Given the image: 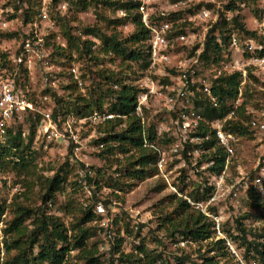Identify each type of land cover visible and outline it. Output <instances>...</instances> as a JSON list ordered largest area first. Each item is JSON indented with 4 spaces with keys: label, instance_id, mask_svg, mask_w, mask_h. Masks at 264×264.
Here are the masks:
<instances>
[{
    "label": "rangeland",
    "instance_id": "1",
    "mask_svg": "<svg viewBox=\"0 0 264 264\" xmlns=\"http://www.w3.org/2000/svg\"><path fill=\"white\" fill-rule=\"evenodd\" d=\"M26 1L24 0V2L20 3L19 0H0V58H4L1 56L16 49L19 43L27 37V34L34 30L35 24L40 34L49 36V43L54 48L52 52L53 62L62 75L61 87L59 89L61 95L57 96L53 94L54 101L59 106H65V110L74 113L75 102L77 101L76 97H84L85 101H89L91 100L89 93L93 91L95 93L93 95L94 99L98 98L96 83L102 78V74L99 76L97 74L99 71L107 72V75L115 73L118 78L122 79L124 84L146 90V85H149L151 81L154 83H165L166 79H163V77L166 76H163V73H170L169 69L172 65H177L192 56L200 43L203 42V36L205 35V23L198 22L197 20L196 23L198 22L199 25L184 26V30L196 36L194 40L188 41V43L191 42L192 44L177 43L174 47H169L167 50L170 64H163L159 69L150 70L148 64L144 67L142 64H133L128 60L121 62L120 58L112 51L103 50L104 42L102 35L85 32L88 28L97 27L107 36L114 33L123 39L130 36L134 31L130 22L123 21L119 27L108 25L113 19L125 17L123 11H113L104 8L98 4L97 0H61L57 4H54L53 0H30L29 3H26ZM157 1L152 6V9L158 15L168 10L170 4L179 0ZM184 1L192 5L198 2V0ZM214 1L224 10H227L226 7H229L231 2L230 0ZM256 2L257 0H249L246 9L244 11L241 10L242 13L239 12L238 20L236 21H234L236 17L235 13L232 14L228 26L222 25L224 22H219L218 24L221 23V28L226 31L233 29L237 32V28L240 31L243 29V31H253L255 26L252 16L256 15V10H254L257 5ZM42 6H45L47 10L46 19L39 17ZM202 6H205V4L200 1L197 7L200 9ZM27 8H30L33 12L29 21H25L23 18V10ZM188 13H191V11L185 10L180 18H186ZM67 30L71 32L70 35L80 38L82 41H89L91 51L89 56H85L84 54L80 56L74 51L61 52L55 49V46L58 45L57 38L64 39V34ZM218 32L216 30L214 34H218ZM197 45L198 47L193 50ZM92 47L95 49L92 50ZM231 56H235V54L233 51H230L228 44L227 48L223 50L222 59L218 64H204L201 62L205 71L203 79L206 80V73L211 74L213 71L218 70L223 61H230ZM72 65L79 67L84 75H87L84 78V93L75 87L66 72ZM36 87H38V91L41 90L39 86L36 85ZM110 101L108 98L103 101V108L107 111H109ZM243 103L244 113L242 115L240 113L237 120L232 122L233 125H235V122H239L245 129V134L240 137L235 148V155L232 157V162L226 171V175L228 174L229 179L233 181L237 178L240 179L242 175L244 177H252L256 173L254 167L257 161L259 158L264 157V132L256 133L246 127L249 121L247 113L251 111H264V71L259 70L255 76L250 75L248 83L244 86L242 105ZM80 104L81 102H77L76 105L82 110ZM162 105L163 103L158 97L156 98L152 95L147 97V105L143 112L146 123L154 127L160 124L166 126L169 123V114ZM122 127L124 126L122 125ZM93 129L97 130V128H90L88 126L79 130L77 136L81 144L78 154L89 165L93 173V179L99 182L100 188L98 193L103 198L102 201L107 204L111 201H115L116 203L115 211L113 212L106 207L108 211L107 218L109 221H112V229L115 233L120 234L124 232L128 236V245L132 244V241L138 240L139 243H143L148 251H156V253L164 254L172 253L185 258L188 257L192 263H201V257L198 254V249L201 245L178 243L180 237L177 235L169 236L164 228L159 227V218L167 214H172L174 208L168 205L167 201H165V204H161L162 200L174 194L169 190L161 174L155 168V163L151 166L156 171L155 176L140 182H134L130 187H112L111 183L119 179V176L126 169V165L130 162L128 159L129 154H122L115 151L112 155L100 157L99 154L102 151L96 148L99 136L93 135ZM99 129L104 131L105 127H100ZM115 131H118V128ZM161 143L168 149L169 144L167 138H164ZM35 147L39 150V152H36V162L43 169V177H50L59 171L60 174L67 173L63 188L57 193V203L54 207H51L50 214L59 218L67 228H70L72 224L76 223V219L79 218L80 210L88 207L93 208V205L98 199H91L87 196V193L85 194L78 188L75 182L74 169L67 161H63L62 159V155L65 154V146L58 145L56 138H48L46 136ZM210 153H213V151L210 150ZM208 158L209 155L207 157H198L196 161L194 159H186L184 167L180 165L182 164V160L175 158L166 165L168 170L167 174L175 179L174 185L177 189L182 190V194L200 202H205L206 197L210 194V190L207 189L208 179H210L209 170L201 167ZM182 159L185 160V155L182 156ZM26 180L27 178L17 175L8 168L0 170V202H4L10 206L16 195L27 193L29 195L28 200L21 196V199H17L16 203L22 202L24 205L36 209L40 205V197L44 194V191L40 188V183L30 191L27 190L25 186ZM257 196L259 195L249 189L246 193L240 192L235 199L226 196L224 199H220L215 205L208 207L212 215L219 218L221 235L230 240L238 256L236 257L230 254L226 259H221L215 251L212 253L201 251L203 257L217 256L216 260L219 261V264H255L252 260L253 258H244V247L239 240H233L232 237L233 235H239L236 230L237 222L242 223L248 229L260 228L263 225L264 207L262 209H255L253 207L254 199ZM260 199L264 203V196L260 197ZM11 211L13 209H7L6 214L3 216V223L0 226V252L1 249L4 250L2 230L6 227V223L12 219ZM172 217L175 218L176 215ZM210 221L213 225L212 220ZM214 236L212 226V237ZM101 241H103V232L96 233L95 236H92L88 244L91 245L97 242L99 245ZM201 247L204 248L205 244L203 243ZM225 250L228 251L226 248ZM95 255L100 256V259L103 257L98 250ZM5 256L4 252L2 259ZM104 259L106 260L102 262L103 264H110V259L106 255ZM66 264H85V262L78 258L77 251H73L70 253ZM127 264L131 263L127 262ZM185 264L189 263L186 261Z\"/></svg>",
    "mask_w": 264,
    "mask_h": 264
},
{
    "label": "built area",
    "instance_id": "2",
    "mask_svg": "<svg viewBox=\"0 0 264 264\" xmlns=\"http://www.w3.org/2000/svg\"><path fill=\"white\" fill-rule=\"evenodd\" d=\"M200 1L204 2L205 6L198 9L197 5L200 4ZM230 1L229 8L224 10L214 0H198L193 5L179 0L170 4L168 10L163 11L166 13L161 12L157 15L152 9V6L158 2L157 0H134L138 3L137 12L140 15L141 23L149 31L148 67L150 70L159 69L163 64H170L167 50L169 47H174L177 43L192 44L188 41L194 40L196 36L193 33L189 34L186 30L180 32L182 24L188 23L189 27L199 25L198 22L206 24L203 42L200 43L192 56L177 65H172L169 69L170 73H163V76H166L163 77L166 79L165 83L151 81L149 85H146V90L139 89L134 116L140 121L142 148L149 150L154 156V166L169 190L192 209L212 220L215 236L210 241H224L230 254L237 257L234 245L221 235L219 218L214 217L208 207L215 205L226 196L235 199L240 192L246 193L249 189L260 197L264 196V157L257 161L254 167L256 173L252 177L242 175L240 179L237 178L233 181L229 179L228 174L226 175L232 157L235 155L237 143L242 136L238 132H233L232 122L237 120L241 112L244 86L248 83L250 75L255 76L259 70L264 71V0L256 2L257 5L254 9L256 15L252 16L255 27L253 31H248L250 34H246V30L240 31L238 28L237 32L231 29L226 34L230 51H233L235 56H231L230 61H223L218 70L213 73H206L205 80L203 79L205 71L199 60V55L203 51L208 30L221 21L226 22L228 26L230 16L235 13L238 17L239 12L242 13L249 3V0ZM185 10L191 11V13H188L186 18H180ZM46 12V7L42 6L39 17L46 19ZM171 14L178 15L174 17L173 21L162 20ZM220 16L222 18L219 19ZM214 35H216L215 41L221 44V37L217 34ZM49 41V36L40 34L34 24V30L27 34L18 47L12 52H8L4 58H0V145L6 144L10 131L13 132V135L16 132L19 133L20 138L26 141L32 131L33 139L30 147L32 152H39L35 146L42 138L46 136L56 138L58 145L65 146V154L62 155V159L74 169L78 188L85 194L87 193L91 199H98L93 205L92 212L96 217L93 224L100 227L103 232V241L98 245V251L103 255L100 260L104 262L106 255L110 259V264H127V262L120 261V254L132 255L134 259L143 260L145 255L138 250L141 243L135 240L128 245V236L124 232L116 234L112 229V221L107 218L106 207L113 212L116 203L111 201L107 204L102 201L103 198L98 193L99 182L97 185L89 165L78 154L81 143L77 134L80 129L85 126L97 128V130L93 129L92 133L99 136L97 150L103 151L106 144L100 139L105 134L99 128L105 127L109 121L125 120L126 116L110 113L105 108L80 115L65 110V106L57 105L53 94L61 95L59 89L62 75L53 62V46ZM57 43L62 47H66L67 44L64 39L60 38H57ZM94 49L92 47V50ZM66 72L75 87L84 93V78L87 75H84L75 65L69 67ZM235 72L240 74L236 98L232 101L220 100L212 90L214 80L220 74L230 75ZM36 85L41 88L40 91ZM114 89H118V85H115ZM149 95L158 97L162 101V106L169 114L170 119L166 126L160 124L154 127V140L148 138V123L143 115ZM225 105L228 107V112L221 119L207 121L202 112L206 107L219 109ZM247 114L249 121L246 127L250 131L263 133L264 111H251ZM202 127H206L208 130L205 135L200 132ZM164 138L168 139V149L161 143ZM211 140L215 141V145L209 148L208 143ZM218 148L224 156V165L220 173L209 170L210 179H208L207 189L210 190V194H207L205 202L193 200L182 194V190L177 189L174 185L175 179L167 174V163L175 158L181 159L182 164L180 165L184 167L186 159L196 161L198 157L209 155L204 164L200 165L207 170L215 163L210 158V150L216 154ZM184 155L185 160L182 159ZM46 174L48 175V173ZM94 189L96 190L94 191ZM179 242L194 245L189 240L180 239ZM3 256L4 250L1 249L0 261ZM179 256L163 253L162 259L158 260L156 264H176V258Z\"/></svg>",
    "mask_w": 264,
    "mask_h": 264
},
{
    "label": "trees",
    "instance_id": "3",
    "mask_svg": "<svg viewBox=\"0 0 264 264\" xmlns=\"http://www.w3.org/2000/svg\"><path fill=\"white\" fill-rule=\"evenodd\" d=\"M29 1L27 0L26 3H29ZM60 1L53 0V3L57 4ZM97 1L104 8L113 11L120 10L125 13V17L111 20L108 23L109 26L119 27L123 21H128L133 26L134 31L124 39L119 38L116 33L107 36L97 27L88 28L85 32L102 35L103 50L112 51L120 58L121 62L128 60L133 64L139 63L146 67L149 56V31L141 23L140 15L137 12L138 3L133 0ZM19 2H24V0H19ZM32 14L30 8L23 10L24 20L29 21ZM177 15L171 14L169 17L162 18V20L173 21ZM236 20H238V17L234 18V21ZM224 23L222 25L227 24ZM187 25L188 23L182 24L180 32H184V26ZM222 25L221 23L213 25L206 35L203 51L199 55V60L204 64H218L222 59V52L228 45L226 34L229 33V31L221 28ZM216 30L219 31L217 35L221 37V44L215 41L216 35L214 33ZM70 34L71 32L68 30L64 34L66 47L58 44L55 49L61 52L74 51L80 56L82 54L89 56L91 54L89 41H82ZM246 34H250V32L246 31ZM197 47L198 45L193 50ZM1 57H5V55ZM106 73L103 71L97 73L98 76L102 74V78L96 83L98 98L94 99L93 95L95 93L93 91L89 93L91 99L89 101H85L84 97H76L74 111L77 114L84 115L93 110H101L104 99L108 98L111 100L108 107L109 112L126 116L125 120L116 119L105 124V129L102 131L105 135L100 141L106 145L99 156L112 155L115 151L129 154V165H126L122 175L119 176L118 180L111 183V186L115 188L130 187L134 182H140L155 176L156 171L151 167L155 158L149 150L142 148L141 125L140 121L134 116L140 90L135 86L124 84L122 79L118 78L115 73L109 75ZM239 83L240 74L237 72L230 75L220 74L214 80L212 90L220 100L232 101L236 98ZM115 85H118V89H114ZM77 102H81L82 110L76 105ZM227 108L226 105L219 109L206 107L203 114L207 121L221 119L228 112ZM240 111L242 115L244 113V103ZM123 124L124 127H122ZM117 128L118 131H115ZM232 129L233 132H238L241 135L245 134V129L239 122H235ZM153 130L154 126L147 124V135L150 140H154ZM200 132L205 135L208 130L206 127H202ZM12 133L9 132L6 144L4 146L0 145V170L8 168L17 175L27 178L25 186L29 191L40 183V188L44 191V194L40 197V205L36 209L30 208L22 202L16 203L17 199H21V196L28 200L29 195L27 193L16 195L10 206L0 202V224L3 223V216L6 214L7 209H13L11 211L12 219L6 223V227L2 230L3 248L6 256L0 261V264H66L70 253L73 251H77L78 258L82 259L85 264H103L100 256L95 255L98 250V243L88 244L92 236L102 232L100 227L93 224L96 217L92 212V208L88 207L80 210L79 218L70 228H67L59 218L52 216L50 209L57 203L56 196L63 188L67 173L60 174L59 171L50 177H43V169L36 164L37 153L32 152L30 149L33 132L31 131V135L26 142L20 138L19 133L16 132L14 135ZM214 145V140L208 143L209 148ZM210 158L215 163L208 170L220 173L224 165V156L220 149H217L216 154L211 153ZM165 201L168 202V205L174 207L172 214L176 217H172V214L161 216L159 227L164 228L169 236L177 235L182 240H189L193 244L201 246L203 243L205 244L204 248L199 246L198 249L201 263H192L188 257L179 256L176 258V264H185L186 261L189 264H219V261L216 260L217 256L203 257L201 251L206 253L215 251L221 259H226L230 255L225 250L224 241H209L212 238L213 226L210 220L201 213L194 211L185 201L178 199L175 195L167 196L161 204H165ZM253 207L255 209L264 207V203L259 196L255 197ZM236 230L239 235H233L232 239L239 240L244 247V258H253L255 264H264V219L263 225L254 229H248L242 223L237 222ZM8 236L9 238H7ZM138 250L144 253L143 260L134 259L132 255L120 254V261L130 262L131 264H156L158 260L162 259L163 253L148 251L143 243L138 247Z\"/></svg>",
    "mask_w": 264,
    "mask_h": 264
}]
</instances>
